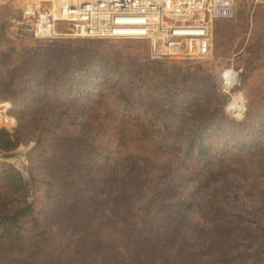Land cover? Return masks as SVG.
<instances>
[{
  "label": "trees",
  "instance_id": "obj_1",
  "mask_svg": "<svg viewBox=\"0 0 264 264\" xmlns=\"http://www.w3.org/2000/svg\"><path fill=\"white\" fill-rule=\"evenodd\" d=\"M55 44L61 46L63 42ZM100 49L94 56L102 62L101 65L85 57L78 62L79 65L75 63L70 67L66 62H61L53 66L49 49L43 53L32 51L34 56L43 57L35 60L29 57L17 67V72L23 70L24 75L36 77L34 81L40 83L38 87L44 88L38 96L34 95L36 105L32 106V111L24 118L19 117V122L26 118L36 122L39 133L34 138L36 146L32 154H43L46 163L54 161L57 171L52 181L54 187L38 190V193H42L38 196L37 192H32L33 187L39 185V179L34 174L26 180L13 164L0 160V256L10 257L5 264H30L31 260L58 242L60 248L47 254H56L55 259L60 261L59 264H65L64 258L67 256V264H155L160 260L163 264L224 263L228 254L224 259L226 248L223 247L225 235L222 230L231 239L238 238L247 230L243 235L247 239V224L238 219L239 215L227 212L224 207L212 206L215 203L211 199L199 200L197 194L211 188L218 198L231 195L236 191V175L243 177L250 186L258 184L261 178L258 172L264 175V144L256 149L259 153L256 156L232 149L237 147L243 150L252 145L253 136L264 138V115L252 116L251 107L248 106L244 120L231 118L225 111L223 94L218 92L217 85L211 79L203 80L208 88L194 90L201 92L199 98L188 105H181L182 112L172 107L162 108L159 115H139V109L135 108L139 101L126 98L120 92L114 102L119 107L115 104L109 107L105 100L99 98L100 93L94 92V86L99 84L98 79L103 78L111 82V87H116L112 84L110 71L120 73L121 55L113 49ZM35 71L41 74L38 76ZM141 71L142 68L139 75ZM15 73L4 71L0 84L15 85ZM66 75H74L78 80L69 84ZM31 81L35 85L33 79L24 84ZM55 81L57 89L53 93L51 86ZM62 90L65 93L71 90L72 94L60 95ZM8 99L16 104L14 98ZM43 101L47 108L46 116L36 119ZM179 102L183 104L184 99ZM97 105H103L106 112L103 116H97L102 122L94 125L91 111ZM26 107L31 108L29 105ZM72 108H76L73 123L100 125L103 130L87 137L81 131L76 136H55L53 142L47 144L40 135L44 129L48 130L45 123L51 126L59 121L64 123L66 120L63 117ZM56 111L58 118L51 123L50 118ZM107 120L111 122L109 126L103 124ZM177 120L185 121L186 125H180L181 122ZM156 122L163 124L158 127ZM21 123L13 133L0 130L1 152H9L27 141ZM229 125L236 126L228 128ZM238 133L245 138L238 140ZM108 134L122 145V151L117 148L110 151L112 155L101 153L106 149L102 143ZM181 137L185 140L179 147L183 141L178 139ZM215 141H221L225 146L216 155L210 153ZM190 150L196 152L187 162L186 155ZM120 165L130 166L137 174L117 177L116 167ZM64 188V196L58 199V191ZM48 194L52 198L50 215ZM216 203L223 204L224 201L220 199ZM188 204H194L198 209L207 205L219 221H224L223 229L217 232L216 228H204L194 223L189 216L192 212H186ZM121 212L127 214V233L133 232L134 238H137L129 244L124 243L122 231L117 227V233H114L115 227L110 225L111 218ZM197 235L209 240L204 248L212 257L195 260L205 255L195 254L194 260H191V255L199 250L194 248L191 241ZM170 237L171 246L181 237L178 249L172 253L166 247L157 251L159 245H156L153 254L157 260H151L145 245L159 238L166 240ZM257 241L249 256L253 258L251 262L264 264V238ZM235 249H239V243ZM238 253L240 255L242 251ZM233 259L248 258L230 257L229 261Z\"/></svg>",
  "mask_w": 264,
  "mask_h": 264
},
{
  "label": "rangeland",
  "instance_id": "obj_2",
  "mask_svg": "<svg viewBox=\"0 0 264 264\" xmlns=\"http://www.w3.org/2000/svg\"><path fill=\"white\" fill-rule=\"evenodd\" d=\"M23 4L24 0H0V76L4 74V71L16 72L14 76L16 77L14 81L15 85L7 86L6 84H0V130L5 129L13 133L14 129H17L21 123L18 118L27 116L32 111V106L36 105L33 100L34 95L38 96L44 89L43 86L38 87L40 83L34 81L36 77L29 76L28 74L24 75L25 71L23 70L17 72V67L26 62L29 57L34 58V60L43 57V55L34 56L32 51L39 50L43 53L49 49L48 53H51L53 57V66L66 62L70 67L75 63L79 65L78 62L85 57H89V59L97 61V65H101L102 62L94 56V53L100 52V48L116 50L121 55L120 73L115 74V72L110 71L112 84L116 87H111V82L105 81L103 78H97L99 84L94 86V92L96 94L100 93L99 98L105 100L109 107L115 104V96L120 92L126 98H133L139 101L138 106H135V108L139 109L137 110L139 115H154L155 113L159 115L162 112V108L169 109L172 107L176 108L178 112H182L181 105H188L195 98H199L201 92L194 90H197V88H208L203 83V80L207 81L211 79L217 85L218 92L223 94L224 98L222 102L225 103V111L231 118L238 121L244 120L249 108L248 106L251 107L250 114H253L252 116H256V114L264 115V0H238V9L235 17L219 20L214 23L211 52L205 57L197 59H154L150 55L149 43L145 40L65 36L67 33H72L70 30L71 26L66 23H60L57 27V30L64 34L63 36L53 39L35 38L25 29L26 26L21 23L23 20L21 9ZM56 42H63V44L59 46L55 44ZM34 60H30V62ZM141 68L142 71L139 75ZM225 70H233L237 74L236 83L233 86L225 84L222 76ZM34 73L38 76L41 74L38 71ZM231 75V72L228 71L225 78L230 80ZM66 76H68L69 84H73L78 80L74 75ZM30 79H33L35 85L32 81L27 85L24 84L30 81ZM115 81H118V83H115ZM56 82L51 86V92L53 93L57 89ZM69 91L72 92L71 90ZM70 92L65 93L62 90L59 93L60 95L67 94L66 96H70L72 94ZM203 95L205 98V93ZM8 98H14L16 104L13 103L12 99L9 100ZM182 98L184 99L183 104L179 102ZM44 103L45 101H43L41 110L35 116L36 119L45 115L47 108ZM25 105H29L31 108H25ZM98 106L91 111L93 114L92 121H95L94 125L97 122H102L97 116H103L106 112L103 105ZM115 106L119 107V104H115ZM144 108L146 110H143ZM133 111L135 112L136 110ZM57 112L50 118L51 123L58 118ZM75 112L76 108H72L65 115L66 117H63L66 120L65 122L63 121L64 123L59 121L54 126L45 123L48 130L44 129L40 135L42 138H45L47 144L52 143V138L55 136H76L81 131L82 133H86L85 136L87 137L90 134L99 133L103 130V127L100 125L84 126L83 124L73 123L72 120L75 119ZM177 121L178 123L181 122L179 124L182 126L186 125L185 121ZM21 124L24 125L23 134L27 141L9 152L0 151V160L13 164L26 180H29L32 174H34L39 179V185H35L32 192H37L39 196L42 193H38V190L54 187L52 181L55 180L54 176L57 170H55L54 161L51 160V163H46L47 160L43 154H32V150L36 146L34 138L39 133L36 122L26 118ZM103 124L109 126L111 122L107 120ZM162 124L163 122H156V126L158 127L162 126ZM235 126L229 125L228 128ZM237 136H239L238 140L242 137L245 138L242 133H238ZM259 137L253 136L252 145L245 147L243 150L237 147L232 150L256 156L259 154L256 149L262 143L264 144V138ZM178 139L180 141L183 140V143L181 142L179 145L181 147L185 139L183 137ZM102 146L106 148L101 152L102 154H108L111 150L115 151L117 148L122 151V145L111 138L110 134L107 135ZM224 148V143L215 141L210 153L214 155L219 154ZM187 152H189L186 155V161L188 162L196 151L190 150ZM112 154L110 153V155ZM116 169H118L116 173L117 177H128L133 173L137 174L136 170H132L128 165H120ZM258 173L261 174V178L258 184H255L257 187L255 185L250 186L243 177L236 175L234 180L236 181V191L231 195H221L218 198L211 188L204 189L201 194L200 192L197 194L199 195V200L201 198L204 200L211 199V202L215 203L212 206H221L227 212L239 215L240 218L238 219L247 224L249 233L247 239L243 236L247 230L236 239L228 238L226 232L222 230L224 221H219L207 205L202 209L196 208L194 204H188L186 207L187 213L189 211L190 213L192 212V214H188L192 217L194 223L200 224L204 228H216L217 232L222 228L223 235H225L223 247L226 248L223 258L225 259L228 254V259L222 264H255L251 262L253 258L249 254H251L252 248L256 246L255 242L264 238V175L261 171ZM58 193V199L62 198L65 188L62 191H58ZM220 199L224 201L223 204L216 203ZM51 200L52 198L48 194L47 207L49 215L52 212ZM183 209L185 208L183 207ZM126 216L127 214L124 212L118 213L111 218L110 225L115 227L113 229L114 233H117L118 227L122 231L121 236L122 238L124 237V243L129 244L137 238H134L135 234L133 232L127 233L126 227L128 226V221ZM157 222L155 223L157 224ZM162 230L170 232L166 229ZM171 239L172 237L166 240L159 238L156 242L151 241L150 245L146 244L148 257L151 260H157L155 254H153L154 246L156 245H159L157 251L166 247L172 253L173 250L178 249L177 245L181 237L178 238L176 244L173 246L169 244ZM159 241L164 242L160 243ZM191 241L194 248L199 249L191 255V260H194L195 254H205L195 260H202V258L207 256L212 257V254L204 248V246L209 244L207 238H201L200 235H197ZM238 243L239 249L237 250L239 251L235 249ZM57 248H60L59 243H53L49 250L43 251V254L31 260L30 264H59L58 262L60 261L55 259L56 254H47L49 251L57 250ZM240 251L242 253L239 255L238 252ZM230 257H244L248 259H233L229 261ZM15 260L21 261V259ZM5 261H10V257L0 256V264H5ZM160 261L154 263L163 264ZM68 262L69 256L64 258V263L67 264Z\"/></svg>",
  "mask_w": 264,
  "mask_h": 264
},
{
  "label": "built area",
  "instance_id": "obj_3",
  "mask_svg": "<svg viewBox=\"0 0 264 264\" xmlns=\"http://www.w3.org/2000/svg\"><path fill=\"white\" fill-rule=\"evenodd\" d=\"M21 9L35 38L63 36L57 27L66 23L65 36L145 40L154 59H197L211 52L214 23L235 17L238 0H24ZM222 76L236 83L233 70Z\"/></svg>",
  "mask_w": 264,
  "mask_h": 264
},
{
  "label": "bare ground",
  "instance_id": "obj_4",
  "mask_svg": "<svg viewBox=\"0 0 264 264\" xmlns=\"http://www.w3.org/2000/svg\"><path fill=\"white\" fill-rule=\"evenodd\" d=\"M228 71L225 72L224 76L227 74ZM227 79V78H226Z\"/></svg>",
  "mask_w": 264,
  "mask_h": 264
}]
</instances>
